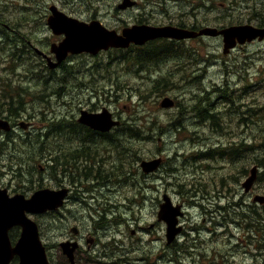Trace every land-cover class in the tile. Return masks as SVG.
I'll return each instance as SVG.
<instances>
[{
    "label": "rangeland",
    "instance_id": "374dc122",
    "mask_svg": "<svg viewBox=\"0 0 264 264\" xmlns=\"http://www.w3.org/2000/svg\"><path fill=\"white\" fill-rule=\"evenodd\" d=\"M12 1L13 2L9 6V8L18 9L19 8L18 1H19L20 12L21 13L27 12L25 9L22 8L25 5L23 2H21L20 0H12ZM102 1L103 0H96V3H100ZM260 1L261 3L264 4V0H260ZM247 5H252V2L249 3L242 2L239 8H236L235 6L233 10V17H235L237 20L243 21V23L253 25L257 29H263L264 27L261 26L262 22L260 20L249 19L251 15V7L247 9ZM255 7L256 9L259 8L258 1L256 2ZM168 8L172 12L182 13L180 6L172 0H170ZM214 9H215L214 14H219V16H221V11L225 9V3H223L221 0H217V3L214 4ZM214 14L210 13L209 17H213ZM41 19L42 18L35 19L34 23L38 24L39 21H42ZM11 40L12 42L10 43V45L8 44L6 47V54L5 55L3 54L4 60H7L9 55H13L15 56L19 64H21L26 69H28V72H36L35 70L38 69V66L33 62H30L21 51L17 50L15 48L14 39ZM31 40L33 41V39ZM210 43H214V42H210ZM251 46L252 47L248 49L245 48L247 49L246 52H244V50H236L234 51L233 55L237 54L239 58L241 57L240 62H236L237 64L242 65L245 62V66H256L258 71L261 68V66L264 65V48L258 47L257 44H252ZM199 49L201 50V48ZM212 50H215L212 52V54L215 57H212L210 55V57L205 62V64L212 65V67L210 66L211 74L209 75L211 79H215L216 77H219L221 75L220 71H221L222 60L220 59V57L217 58L219 55H221V48L218 50L217 49H212ZM179 53L180 54L187 53V51L184 48H180ZM161 60L164 63L165 69L167 70L166 73L170 77L176 79L178 75L183 74L185 72V69L181 65H177L174 67L172 61L170 60V57L167 54ZM79 64L80 66L88 70V72H91V73H86L87 76L98 77V72L95 71V69L89 67L85 63H79ZM104 64L106 67H112L113 65L116 66L121 65V63L117 59H113L111 57L105 58ZM137 66L146 69V67L143 66V64L141 63H137L134 69H132L133 67L131 65L130 66L131 69L129 70V73L131 75L135 76L137 74V72L139 71V68ZM26 69H16L14 77H12L10 80L0 82V109H3L2 112H6V110L8 111L9 109H11V107L8 105L9 102L12 103L13 109L21 108V112H16L15 114L18 113L24 114V109H26V111L33 112L36 111L37 108L35 105L39 101L41 102V104H43L46 110L49 111L59 110L63 114V116L71 117L72 110L69 107L63 105L61 102L53 99L52 87L46 85L44 83L45 82L44 79L38 80L34 78L38 80V86H36L35 85L36 82L34 79L25 78L21 76L26 73L27 71ZM251 71L254 72L255 69H252ZM54 72L55 75H52L53 78L55 80H61L62 83H65V79H59L58 77L61 76L62 78H65V75L59 71L54 70ZM229 75L232 78L231 84L233 86H235L236 84L238 89H240L239 87L240 81H238V78L232 72H229ZM163 77L166 81L168 80L167 76H163ZM68 78L74 84H81L86 89L91 88V86L88 84L89 82L81 83L80 78L72 75L71 73L68 75ZM253 80L255 81L256 79ZM39 82L41 83L43 82L44 85L39 86ZM185 86H187L186 88L188 89L190 88L188 85ZM20 87L23 89V91L22 89H20ZM69 88H71V86H68V89ZM129 88H130L129 98L118 99L117 101H115V99L111 97L110 101L106 102L107 105L113 108L112 112H114V110H118L119 112L124 113L126 116H131L132 111L135 112L133 108L137 107L139 112H141L144 108H146L149 115L152 114L153 111H155V106L157 102V100H155L156 95H151L147 99L141 100L136 95H140L144 92L143 85L140 83L130 82ZM3 91L5 92L3 93ZM111 91H113L112 87L109 86L108 88H106V92H111ZM206 92L207 91L205 92L202 91L200 92V90L197 91V95L201 96L202 99L198 102L196 110H193L192 112L193 121L195 125L201 124V126H206V123L208 124L210 123L211 130L213 132L214 131L216 132V130L213 127L214 122L216 124L219 123L220 125H222L223 123L224 125H226L228 123V120L230 119L229 117H234L240 114V109H241L240 107L244 105V102L233 97L231 101L229 100L227 102L228 104L226 103L220 105V97L218 96V94L215 95L216 93L213 92L206 95ZM36 96H39L40 99L35 101ZM3 97H9V98L4 99L3 102ZM72 97H74L75 99V100L72 99L73 100L72 103H74V105L77 104L78 99L80 102L86 103V100L84 98H80V95H76L75 92L72 94ZM160 100L161 99H159V101ZM22 101H24L26 105H23ZM235 102L237 105L235 104ZM138 103L139 106H137ZM105 107L109 108L107 106ZM202 110L205 111V113H202L201 112ZM37 113H41V112H37ZM166 115L167 113H163V117H165ZM200 117H205L204 119L205 122H203ZM206 118L210 120H207ZM48 122L51 124L52 129L57 134L62 135L65 139L72 137L75 140L69 142L75 145L78 144L79 138L77 132L76 131L70 132L73 126H70L69 124L67 125L65 122H63L61 119L55 116H50L48 118ZM253 123H254V118L251 117L249 121L250 127H252ZM219 124L216 127V129L219 128ZM183 125L184 124H182L176 118L172 119V121L166 125L171 130L170 132H173L178 137L183 136L189 140V144L187 146L188 148L186 146L184 147L176 146L175 151L172 153L173 159H189L188 157L190 150L193 149V145H195L194 141L191 142V140H193V138L195 137V133H194V131H196L195 127L189 128L191 130H188V129H184ZM66 126L70 131L66 129ZM157 127L158 129L161 128L158 125ZM132 132H135L136 136L134 140H129L130 142L129 145L127 144V140H128L127 136H124L123 134L121 135L120 138L116 139L115 141L116 146L113 150V154H109L108 152H101L100 149L98 148L99 141L98 139H94V138H90L91 140H89L88 144H86L89 145V147L87 148L88 155H86L81 151L65 150V147H60L59 144L53 140V137L46 132L37 131L35 133V138L38 141H40L47 150H49L46 151V149L43 148V151L46 154L53 155L59 158H66V159L68 158L74 159L73 156H75V158L77 159H100V157L105 156L104 159L106 160L101 159L104 160V162H107V159H119L118 163H121V162H126L127 159H129V155L127 154L129 152V147L132 148L134 151L136 150L135 148H137L136 153L134 152L135 156H138L137 152L147 153V154L150 153V151H153L155 154L165 152V149H162L164 147L163 145L155 144V143L144 144L145 140L142 139L143 134H141L139 131H132ZM129 135L133 136L131 133H129ZM5 146L7 149H4L5 150L3 152L4 155L2 154L4 159H19V157L21 158L23 157L24 159H34L33 158L34 153L28 150L27 148L22 147L17 150V148L10 142H6ZM133 146H135V148ZM102 148H105L104 143H102ZM158 148H160V150L156 151V149ZM136 164L137 163H134V167ZM181 164L183 163L181 162ZM128 168H129V164H128ZM173 169H178V166L171 165L168 168V170L172 172V175L175 180L184 184L183 180L181 179L180 171L178 173H175L173 172ZM239 169H240V164L238 163L237 166L234 167V173L238 172ZM123 176L129 177V182L132 180V177L138 181L139 180L143 181L145 179L143 175H137V174L133 175L130 169L126 170ZM97 181L99 183L94 184L97 186V188L95 189V195L97 196H95V199L92 202L94 206H93V211H91V214L93 215L92 219L95 223L91 224V228L97 233H106V227L108 226V224L111 222H118V221L117 219L113 218L103 222H97L99 219L102 218L104 211L108 209L107 207L108 203L104 201V199L106 200V198L104 197L105 194L102 193L103 191L107 193H115V191H117L120 188L121 184L116 180H109L107 182H104L102 179L101 180L97 179ZM147 182L149 183L148 180ZM0 184L5 188H10V190L12 191L15 189L16 192L14 193H20L25 196H30L34 191V190H29V191H25L24 193H21L20 190H17L18 186L15 185V184L20 185V181L14 182L6 179V180H0ZM174 184L176 185L177 183L174 182ZM44 185L48 187L49 183L45 182ZM177 188L181 190L186 189L182 185L178 186ZM184 192L185 193L183 194L185 195V197L190 200V203H188V208L192 210L194 206H196L199 209V210L198 209L194 210L196 212L195 215H198V213L209 214L214 218L215 222L218 225L222 220L224 221L229 220L231 214H236L234 225L237 228L241 229L242 228L241 223L245 221L248 223V227L246 228L248 235H251L255 230L264 233V223L263 222L259 223L257 221L256 212L254 210H248L246 213H242V210L239 207L227 206L224 209H220V211H217L219 209L215 208L214 204L216 203V201H218V198L223 196V193H220L217 196H212L210 193L211 192L214 193V190L210 191L206 187L200 185H192L190 189L185 190ZM164 196H169V194L160 196L155 193L154 189L150 192V194L148 193L138 194L134 190L129 189L128 201H126L129 203V211H127V217L129 218V220L126 222V230H128L129 232V238H126L125 244L123 245L120 242V240L117 238L108 239L109 237L108 235L106 237L102 236L100 241L97 243L98 246H108L109 248L104 251L102 250L103 247H101L100 250H97V253H99L100 255L99 259L108 260L110 264H152L151 263L152 258L157 255L162 259L161 263L158 264H177L181 262H183V264H187V263L188 264H223L224 262L225 264L239 263L238 259L242 256V250L234 241L232 240L226 241V238H223L222 235L219 234H215L212 238H209V235L211 233L204 231V229L201 226H194L192 228L195 236L197 237V242L194 245L195 246L194 250H190L186 245H181L177 242H172L169 245L166 244L165 242H162L160 243L161 248L159 249L155 243V240L153 239V236L160 235L164 230V222L158 221L157 218V214L160 210V205L163 204L164 202L163 200ZM193 197H197L198 199H200L202 202L200 204L202 205L198 206L197 204L198 202H193ZM206 198H208L207 199L208 201L205 200ZM106 201L109 202L108 200ZM228 202H230V200ZM67 209H69V212H67ZM35 215L43 218L44 223L47 224V225L46 224L43 225L42 227V230L46 234L45 241L47 243L45 244H51V243L58 244L61 241L62 234L65 232V230L67 232L71 227L80 228L82 224H85V222L83 221V217H86V212L80 209L74 201H70L67 207L65 202V204L57 211H49L43 214H35ZM132 228L135 230L136 228L138 229L140 234L139 238H141V240L131 241L130 231ZM221 228H223V230H228V226L225 228L224 227ZM104 241H107V243H105ZM258 247L259 248L261 247V249L259 250L258 262L260 264H264V238L261 240L260 244H258ZM127 252H129V257L127 256ZM195 252H197L198 255L196 258H194ZM81 255L83 256L82 253ZM51 257L54 259L56 263L63 262L60 251L58 249H55L51 252ZM139 257H143L141 261H137ZM78 264H92V262L88 261L85 257H83L78 261Z\"/></svg>",
    "mask_w": 264,
    "mask_h": 264
},
{
    "label": "flooded vegetation",
    "instance_id": "af4514ba",
    "mask_svg": "<svg viewBox=\"0 0 264 264\" xmlns=\"http://www.w3.org/2000/svg\"><path fill=\"white\" fill-rule=\"evenodd\" d=\"M172 1L180 6L182 13L172 12L168 8L170 0H103L100 3H96V0H45V3L43 4V13L41 15L42 21H39L38 24H34V27L30 28V31H37L41 28V30H39V33H35L33 35L32 39L33 42L38 43L37 45H39L40 48L44 51H46V47L44 48V46H46L48 43L58 41V38L52 35L48 31V27L46 26V19L53 16V14L49 12L50 8L53 6L56 7L59 11L63 12L65 16L67 15L77 20L79 24L84 27H88L91 25H94L98 28L102 27L107 29L108 32L115 33L117 36H123V32L129 30V28L133 26H172L181 30H187L189 32L193 31L195 33L201 28L208 26L209 22L206 17V11L209 7V0ZM2 14L3 13L1 12L0 7V46L7 47V45H10V43L12 42L11 39H14V42H16V40L18 42H21L24 37H21L19 35L18 30L10 27L8 24L2 21ZM4 27H6V29H4ZM202 40L205 41L208 39L203 38ZM141 41L142 39H136L128 44L126 48H113L109 50L115 52V54H113L111 58L117 59L120 63L125 62V66H123L125 73H129L130 66L134 65V68L138 62L146 67L147 70L141 68L140 66H137L139 68V71L135 76L129 73V78L131 77L139 83H146L157 80L160 76H163L165 72H167L164 65H162L158 70L149 71L151 65L162 61L161 59L164 58V56H161L156 52L166 49H169V52H171L179 50L180 48L189 47L195 49L197 48L198 43L197 38L185 40L156 38L144 42ZM28 43H32V40H29ZM16 44L17 42L15 43V45ZM29 45L32 47L31 44ZM205 47L208 48L207 43L205 44ZM19 50L22 53H27L29 51V49L24 45H22L21 49L19 48ZM30 50L35 57L39 58L37 60L40 63H42L43 65L46 64V61L43 59V57L37 55L33 48H31ZM44 53L49 55V48L48 51ZM71 59L72 57L67 58L68 61ZM80 62L86 63L89 67H93L94 65L92 64L94 62V59H91L88 56H86V60H80ZM116 67V65L107 67L104 71V74L99 78L100 80L98 81L104 82L113 78L115 76ZM82 77L85 78L87 76ZM239 99L241 100V98ZM8 105L11 107V109H9L8 111L6 110V117L12 121L10 122L12 131L8 134L9 136L21 138L22 134L27 133V131L31 129V125H28L26 130L21 131L18 128V124H16V121L26 120L30 117V115H23L19 113L15 114L16 112H21V108L13 109L11 102H9ZM98 108L99 106H97V109ZM111 114L112 116L123 120L121 116H117L113 112H111ZM71 115L73 116L74 114L71 113ZM190 120L192 125H195L193 121V115ZM29 124L31 123L29 122ZM226 125L222 123V125H220V128H223ZM71 126H73L71 128V131L67 128V126L66 129L70 132L76 131L78 134V138H81L80 131L78 129L84 130V128L80 126L77 129L72 124ZM100 135H107L109 137H112L113 134L112 132L100 134L97 132L93 133L89 131L84 139V145L88 144L89 140H91L90 138L97 139V137H99ZM66 140L74 141L75 139L70 137ZM88 146L89 145H86L80 151L83 153L86 152V148H88ZM0 156L3 158L1 153ZM104 157L105 156H102L100 157V159H61L64 163V168L59 178V183L57 184L55 180L52 181L51 179V184L54 187H57V189H66L68 191L67 198L63 200V205L66 202L67 207L70 201H74L80 209L86 212V217H83V221L85 222V224H82L78 229L76 228V231L74 230V233L73 230H71L72 228H70L67 232L65 230V232L62 234V240L68 242H77L79 244V249L77 250V264L78 261L83 257H85L87 260H94L96 264H110L108 260L99 259L100 255L99 253H97V250H100V248L103 247L102 250L105 251L109 248L108 246H98L97 243L100 241L101 237H106L108 235V239L117 238L123 245L125 244L126 238H129V232L128 230H126L127 208L125 205L121 204L128 201L129 177H124L123 174L124 172H126V170H129V162L118 163L119 159H107V162H104V160H106L104 159ZM7 160L8 161L5 162V168L7 171L6 173L15 178L19 167L16 166L15 159H12L11 163H9V159ZM54 160L55 159H41V163L45 166H43L41 170H44L46 168L48 169L49 166L46 163L48 161ZM165 163V160L162 159L161 166L155 173H143L145 179L142 181V185L147 189H150V192L154 189L155 193L160 196L169 194L171 198L176 201L175 192L179 193L177 191L179 189L177 188L178 186L182 185L186 188L184 190H188L192 185H205L208 190H214V193H210L212 196H217L220 193H223V196L218 198V201H216V203L214 204V207L219 209L217 211H220V209H224L227 206L239 207L241 208L242 213H246L248 210H254L256 212L257 221L261 223L262 208L264 207V205L255 202V197L259 194H262L258 182H255L254 186L249 190L241 188L240 184L237 183L233 184V187H230V184H228V182H226L225 180L220 183L221 185L219 187L215 185L212 178L205 181L204 179L198 178L196 174H194L187 178L181 177L184 182V184H182L181 182L175 180L172 174L169 175L163 171ZM40 178L49 179L48 171H44ZM240 178L244 179L245 174H241ZM97 179H102L104 182H107L109 180H116L121 184L120 188L115 191V193L110 194L114 195V197H106V199H108L110 203L104 199V201L108 203V209L104 211L102 218L97 221L103 222L113 218L117 219L118 222H111L108 224V226L106 227V233H97L91 228V224L95 223L92 219L93 215L91 214V211H93L94 206L92 202L95 199V196H97L95 195V189L97 188V186L94 185L96 183H99ZM147 180L149 181V183L147 182ZM173 181L177 184L175 185ZM0 188H3L1 184ZM9 191L11 194H15L14 191ZM150 192L148 194H150ZM102 194L108 193L103 191ZM229 200L230 202H228ZM48 201H52L51 196H49ZM235 216L236 214H231L229 220H222L217 225L214 218L209 215L211 225L208 231L213 235L228 233V235L238 246L243 245L244 247H247L241 257L243 260L242 264H260L258 262V256L261 247L259 248L258 244H260L264 233L255 230L251 235H248L246 230V228L248 227V223L244 221L241 223L242 228H237L234 225ZM184 218H188L186 217V214ZM227 226L228 230H223V228H221H225ZM185 232L186 231L183 229L182 233ZM132 234H135V232H132ZM11 236L13 239L18 237L19 230L13 229L11 231ZM138 240H141V238H138ZM104 242L107 243V241ZM81 253L83 254V256L81 255Z\"/></svg>",
    "mask_w": 264,
    "mask_h": 264
},
{
    "label": "water",
    "instance_id": "95a60500",
    "mask_svg": "<svg viewBox=\"0 0 264 264\" xmlns=\"http://www.w3.org/2000/svg\"><path fill=\"white\" fill-rule=\"evenodd\" d=\"M54 19H57L55 17ZM51 27L56 32H65L67 39L59 47L58 53L64 54L68 51L72 53H79L87 51L96 53L100 49H107L109 46L123 47L129 40V43L134 38H146L151 39L153 37H183L178 32H173L170 27H164L161 29L154 28H139L137 31H126L125 39H118L114 35L110 34H98L79 32L76 29H68L63 26H55L51 23ZM203 33L211 34H222L224 41V49L227 52L228 49L235 45V40L240 44L250 42L255 38L262 40L264 37V30L256 29L250 25L231 27L226 30L217 32L216 30H204ZM61 58V57H60ZM172 103L169 100H164L162 103L163 107H170ZM101 115V116H100ZM83 121L94 129L100 131L108 130L113 123L110 121V117L106 110H103L95 119L88 117L84 118ZM8 130V124L0 120V130ZM157 165V162L150 164H143L144 170H153ZM255 169L251 171V177L246 181L245 186L248 188L255 177ZM56 195L62 198L61 193L51 192L49 190L39 191L35 193L30 200H24L22 196H15L14 198H8L6 192L0 193V264H9L13 256L19 258L17 264H49L46 259L44 248L42 247L37 233V227L34 222L26 217L25 213L38 214L43 210L38 209L43 202L49 200V196ZM48 207L56 209L57 205L48 203ZM163 218L167 223V237L168 242H171L173 237L176 235L178 229L176 225V210H171L166 204L162 211ZM14 226L21 228V236L14 247L10 246L7 232ZM76 244H60L62 252L67 256L70 264H74L73 252L76 248Z\"/></svg>",
    "mask_w": 264,
    "mask_h": 264
},
{
    "label": "trees",
    "instance_id": "16d2710c",
    "mask_svg": "<svg viewBox=\"0 0 264 264\" xmlns=\"http://www.w3.org/2000/svg\"><path fill=\"white\" fill-rule=\"evenodd\" d=\"M230 4L231 1H229ZM26 11H28L26 8H24ZM262 9V12H263V18H262V25L264 27V4L262 5L261 7ZM35 16H36V13L34 12V14H31V12L28 11V16H23L22 18H29V19H35ZM234 22H236L235 19H231L230 22L228 23L229 25H232ZM167 53V52H166ZM199 54V53H198ZM212 56V55H211ZM210 57V54H207L206 57H201L200 55H198V59H197V64L198 66L202 67V70L205 69V67H207V65L205 64V62L208 60V58ZM13 66L14 67H18V69H26L24 66H22L21 64H17L15 61L13 63ZM226 67V66H225ZM26 73L27 75H24L25 78H36V77H40L41 74L40 72H42V68H39L37 70H35L36 72H28V69H26ZM229 72L227 70L226 74L228 76L229 75ZM35 82H36V86H38V80L34 79ZM161 81V80H160ZM162 82V81H161ZM167 84V81L165 82ZM163 84V82H162ZM250 86H254L255 88V84L251 85L249 83H247L245 85V90L246 92H248V87ZM119 88V84L118 82L115 83L114 85V90H115V93H117V89ZM163 88L165 90H167L169 87L168 86H165L163 85ZM167 88V89H166ZM200 88V87H199ZM20 89H22L20 87ZM202 92H205V90L203 89H200ZM254 90V89H253ZM21 91V90H20ZM23 91V89H22ZM5 91H3L4 93ZM218 96L220 97V95L218 94ZM8 99L9 97H3V102H4V99ZM199 98H202L199 96ZM247 109V110H246ZM244 111V116H245V121H246V125H247V131H246V144H245V149H246V152H247V157H249L250 155L253 154V150L255 148H258L259 149V153H260V157L259 159H261L260 161V164L262 166V168L264 169V127H262L261 129L259 130H253L250 125H249V121H250V118L253 117V118H257V115H260V116H263L264 115V106H261L260 108H251L249 106H247ZM3 109H0V115L2 114H7L6 112H2ZM253 113V114H252ZM218 126V124H216L214 122V129ZM132 129V130H131ZM216 130V129H215ZM132 131H139L141 134H143V138L145 137L146 135V131H144L143 129L139 128V127H127L125 126L124 129H123V132L126 134L128 140H127V144L129 145V140H133L136 136V133L135 132H132ZM129 133H131L133 136H130ZM5 143L6 142H0V153L3 154V152L5 151L4 149H1L2 147L5 146ZM135 143V142H134ZM250 143V144H249ZM135 148V146H133ZM46 149L45 147H41V150ZM136 150L134 151L132 148L129 147V152L127 153L129 155L130 158L132 159H135V158H138L139 156V153L137 152V155L138 156H135L134 155V152L136 153L137 151V148H135ZM237 148H235L236 150ZM52 150V149H50ZM46 151H49L46 149ZM74 151H80V148L78 149H75ZM86 155H88L87 153H85ZM4 155V154H3ZM191 155V154H189ZM206 155V149L205 148H201V151H199L197 153V156L198 158H202ZM74 159H77L75 158V156H73ZM37 159H66V158H59V157H56V156H53V155H48V154H44L42 157H37ZM51 161H48V164L50 165ZM60 165V162L56 161L55 163V166L54 168H58V166ZM36 174V169H28V170H21L19 169L18 172L16 173V178L18 179V181H22L24 179H33L34 176ZM127 208V211H129V207H126ZM140 261L142 260V258L139 259Z\"/></svg>",
    "mask_w": 264,
    "mask_h": 264
},
{
    "label": "bare ground",
    "instance_id": "6f19581e",
    "mask_svg": "<svg viewBox=\"0 0 264 264\" xmlns=\"http://www.w3.org/2000/svg\"><path fill=\"white\" fill-rule=\"evenodd\" d=\"M173 7V6H172ZM171 7V8H172ZM176 8V7H175ZM179 8V7H178ZM145 9V8H144ZM146 10V9H145ZM136 11V10H135ZM175 11V10H174ZM246 11V10H245ZM125 13V12H124ZM152 14V13H151ZM172 15V14H171ZM158 18V17H157ZM184 19V18H183ZM168 22V21H167ZM122 34V33H121ZM120 34V35H121ZM171 60V59H170ZM139 63V62H138ZM134 65H132V67H133ZM144 66V65H143ZM145 68V67H144ZM131 69V68H130ZM134 69V68H133ZM147 70V69H146ZM132 73V72H131ZM173 74V73H172ZM174 75H175V73H174ZM213 75V74H212ZM177 76V75H176ZM175 77V76H174ZM178 78V77H177ZM167 89V88H166ZM201 92V91H200ZM213 93V92H212ZM201 94V93H200ZM215 95H217V94H215ZM201 97V96H200ZM236 98V97H235ZM236 100V99H235ZM228 104V103H227ZM235 104H236V102H235ZM221 105V104H220ZM237 105V104H236ZM241 105V104H240ZM233 107V106H232ZM236 107V106H235ZM202 108V107H201ZM220 108H221V106H220ZM224 109V108H223ZM237 109V108H236ZM230 110V109H229ZM247 110V109H246ZM210 111V110H209ZM234 111V110H233ZM202 113H205V111H201ZM209 114V113H208ZM253 114V113H252ZM216 115V114H215ZM223 115H224V113H223ZM229 115V114H228ZM211 116H213V115H211ZM198 117V116H197ZM209 118V117H208ZM228 118V117H227ZM229 118H231V117H229ZM207 119V118H206ZM218 119V118H217ZM207 120H210V119H207ZM211 120H213V119H211ZM205 121V120H204ZM209 122V121H208ZM208 124V123H207ZM219 124V123H218ZM214 127V126H213ZM215 132V131H214ZM134 140V139H133ZM135 142V141H134ZM130 143V142H129ZM132 143V142H131ZM132 146V145H131ZM184 147V146H183ZM187 147V146H186ZM182 148V147H181ZM188 148V147H187ZM184 149V148H183ZM182 149V150H183ZM178 150V149H177ZM181 151V150H180ZM78 177V176H77ZM110 194H113V193H108V194H105L104 195V197L106 198V197H109V196H113L114 197V195H110ZM120 194V193H119ZM117 195V194H116ZM125 195V194H124ZM122 196V195H121ZM126 196V195H125ZM51 197H52V201L51 202H49V201H47V202H43L41 205H40V207L38 208V209H41V210H43L41 213H38V214H43V213H46V212H49V211H57V210H54V209H51V208H49L48 207V203H53V204H56L57 205V207H58V209H60L62 206H63V200H64V198H60V197H58V196H56V195H51ZM127 197V196H126ZM123 198H124V196H123ZM121 199V198H120ZM208 198H206L205 200H207ZM106 200H108V199H106ZM117 200V199H116ZM163 200H164V202H163V204H161L160 205V210H159V212H158V214H157V218H158V221H163L164 222V218H163V213H162V211L164 210V206H165V199L163 198ZM208 201V200H207ZM193 202H198L197 204H198V206H200V205H202V204H200V203H202L201 202V200L200 199H198L197 197H193ZM121 204H123V205H125L126 207H129V203L128 202H124V203H121ZM112 209H113V207H112ZM129 220V218L126 216V221H128ZM72 228V227H71ZM74 228V227H73ZM78 229V227H75V229ZM172 242H170V243H166V244H171ZM127 256L129 257V252H127ZM140 258H143V257H139L138 259H137V261H140L139 259Z\"/></svg>",
    "mask_w": 264,
    "mask_h": 264
}]
</instances>
